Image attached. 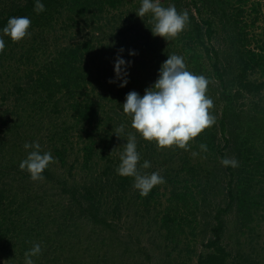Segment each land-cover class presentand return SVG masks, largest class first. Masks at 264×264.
<instances>
[{
	"label": "trees",
	"instance_id": "trees-1",
	"mask_svg": "<svg viewBox=\"0 0 264 264\" xmlns=\"http://www.w3.org/2000/svg\"><path fill=\"white\" fill-rule=\"evenodd\" d=\"M42 2L45 11L37 14L34 0H0V29L12 16L31 19V35L16 43L4 37L7 46L0 51V70L10 61L12 77L8 82L0 75V214L15 207L11 212L16 216L29 202L43 206L49 195L62 210L47 226L41 225V215L37 221L0 220V253L8 257L0 264H24L33 243L43 250L33 258L35 264H106L118 242L124 244L120 255L125 264L130 258L137 260L133 264H145L150 258L139 254L138 236L121 225L125 220L132 229L133 209L132 224L141 219L149 231L159 225L170 233L175 224L196 229L200 217L212 237L206 244L210 252L200 256L198 264H259L255 244L263 234L253 216H262L264 193L258 200L251 182L264 176V148L261 151L255 142L264 143V0H162L165 7L173 3L178 11L189 13L185 29L169 42L153 36L147 16L136 15L141 0ZM204 9L207 19L202 17ZM217 21L235 35L224 52L212 45ZM121 48L124 58L132 61L123 88L119 82L109 83L115 79L114 61ZM129 50L137 55L130 56ZM170 54L182 56L189 71L208 78L206 95L213 100L215 123L190 142L189 150H159L137 134L139 163L151 162V168L140 171H158L165 179L141 196L133 187L134 178L116 172L127 136L120 139L113 129L123 124L125 133L135 132L122 109L126 96L131 91L143 96ZM251 97L248 106L245 101ZM243 132L244 187L243 170L236 174L232 166H220L224 150ZM33 141L50 151L55 162L39 181L20 169L22 159L13 166L4 159L10 148L26 158L30 150L24 145ZM201 143L207 152L200 150ZM192 152L200 154L192 157ZM225 173L236 178L230 180L226 208L215 203L214 193ZM162 187L169 193L161 192ZM167 194L169 205L163 213L160 199ZM234 212L248 237V252L244 245L232 250L226 244L225 216ZM149 241L158 245L155 234Z\"/></svg>",
	"mask_w": 264,
	"mask_h": 264
},
{
	"label": "clouds",
	"instance_id": "clouds-1",
	"mask_svg": "<svg viewBox=\"0 0 264 264\" xmlns=\"http://www.w3.org/2000/svg\"><path fill=\"white\" fill-rule=\"evenodd\" d=\"M37 14L45 11L42 0H34ZM138 17L149 18L153 36L162 37L169 42L177 37L189 21L187 10L178 11L175 4L163 6L160 0H141V5L135 12ZM31 19L28 16H12L6 26L0 29V51L5 48L4 37L12 42H20L30 32ZM124 49H120L114 61L115 79L109 83L119 82V87H126L129 83V68L132 61L123 56ZM129 55L135 57V50H129ZM209 80L204 75H196L187 69L184 58L177 54H170L159 70L158 79L153 86L147 88L143 96L136 91L127 94L122 105L123 112L131 117V127L135 132L125 133V126L114 128V134L121 139L127 136V143L122 146L120 163L116 168L118 175L134 178L133 187L141 196H147L155 186L165 182L158 172H141L140 169L151 168V162L144 160L140 164L141 155L137 150V134L148 142H154L157 149L179 148L189 150L190 142L198 137L205 129L215 123V116L211 114L213 100L206 95ZM28 151L25 159L20 162V169L27 171L33 181L43 180L44 171L54 162L50 151H42L38 141L25 143ZM199 148L207 152L206 144ZM115 151V150H114ZM199 152H192L198 156ZM223 166H237L233 158H222ZM40 243L33 246L24 254V264H35L34 257L42 255Z\"/></svg>",
	"mask_w": 264,
	"mask_h": 264
},
{
	"label": "rangeland",
	"instance_id": "rangeland-1",
	"mask_svg": "<svg viewBox=\"0 0 264 264\" xmlns=\"http://www.w3.org/2000/svg\"><path fill=\"white\" fill-rule=\"evenodd\" d=\"M160 2H162V0H160ZM202 17L204 19H207L209 17L205 9L202 11ZM216 28H217V33H216V36L212 40V45L219 51L224 52L226 48L229 49L231 47L230 44L233 42L232 38H234L235 35L231 28L230 29L226 28L228 30L224 29L223 26L220 25L218 21L216 22ZM257 33L258 34L262 33V29H258ZM6 46L7 44H5V47ZM254 46L252 48H254ZM52 49H53V46L50 48V51ZM10 63H11L10 61H8L7 63H4L5 67L0 70V75L2 74L3 79H5L8 82L12 81V77L10 76L11 73L8 72L9 70L8 67H10L9 66ZM208 70L209 72L212 71L210 66H208ZM252 100H253V97L247 98L245 103H247V105L249 106V102H251ZM245 137H246L245 132L240 133L236 137V143L235 142L233 143L231 141L229 148L224 150L226 157L233 158L237 161V166L233 167L234 172L236 171V174H239L238 171L241 170V173H242V170H243V187L245 186L244 175H246V173H244L246 168H243V159H244V155L246 151L244 149V146H241V143H242V139L243 140L246 139ZM222 142L224 144V140L223 141L221 140V143ZM255 142H257L258 146L261 145L260 150L263 151L264 143L261 144L260 141H255ZM9 147L7 148L9 149ZM176 149L178 148L173 147L171 149V152L176 151ZM6 152L7 153H5L4 159H5V162L9 164L10 166H13L15 163H19L21 159L23 160V158H25V155L24 154L22 155L19 152V150L14 151L13 149L10 148ZM190 156H192V154ZM218 160H220L219 155H218ZM54 163L55 162L51 163L49 167H52ZM179 164L180 162L177 160L176 162H174L173 167L177 169L179 167ZM220 166H223L221 162H220ZM54 176L58 178L59 176H61V174L54 173ZM221 178H223L224 182L221 181L216 186V190L214 193L218 195V200H216L217 202L215 203H221V205H223V207L226 208V206L229 204V200L227 197L229 183L231 179L236 180V178H233L232 176L230 177V173L228 174L225 173V175L222 176ZM263 181H264V176L257 175L256 178L253 179V181L251 182L252 190L254 191V194L256 195L255 197L258 200H260V194L262 192L264 193V182ZM235 186H236V183L233 184V187ZM8 188H11V187H8ZM160 191L163 193L164 192L169 193V190H165L163 187L160 188ZM38 194H42V193H38ZM168 197H169L168 194L166 196L162 195L160 199L163 203V206H162L163 213L166 210L165 207L169 205V202L167 201ZM20 198L23 199L22 196H20ZM47 200L48 202L44 204L43 206L41 205L38 206L33 202H29L27 208L25 207L26 210L16 216L12 214L11 212L12 210L16 208L15 207L9 208V210L7 209L6 213L2 211L3 214L2 215L0 214V220H3L4 217H7L8 219L7 223H9L12 220L13 221L14 220L26 221V218L32 219L33 221H37V216L41 215L42 217L41 225L47 226L49 225L48 224L49 221H52L51 218L53 217V215L57 213L58 211L62 210L61 204H54L53 201L55 200L53 199L52 196L49 195ZM135 212H136V209L130 210L129 212L132 217L129 221L132 229H130V226L126 224L125 220H124L125 224L121 223V225L123 226V231L125 232L130 231L135 236H138L139 245L136 247L139 249V254L147 255L150 258V259L147 258V260H145L146 256L138 255L139 256L138 258L145 260V264H164V263L165 264H198V258L210 252L208 248L206 247V244L208 243V241L211 239L212 236L209 233L207 226L203 224V220L200 217L198 218L199 225L197 226L196 229H191L186 224L181 227L175 224L174 227L172 228V231L170 233H167L165 230H162L159 227V225L155 227L154 229L152 227L151 231H149L146 225H142L141 219L140 220L138 219L137 222L132 224L136 220ZM259 213L262 215L261 216L262 218L259 217V215L256 216V214H254L253 218L257 221L254 223L259 224L258 227H260V231L262 232L263 235H262V238L259 239V243L255 244L256 249H258V251L255 254L257 258L259 259V264H264V232H263L264 231V209L263 210L261 209ZM238 217L239 215L235 212L225 216V221L229 228L228 234L226 237V244L232 250L236 249L237 246L243 247L244 245V250L248 252L250 249L248 242H246L248 237L244 234L243 229L240 230L241 225L238 222ZM125 218L126 217H124V219ZM151 234H155L157 236V241H158L157 246L153 245L149 241V236ZM118 243L119 244H117V246H115L113 250V252L115 251L114 252L115 254L111 253L114 256H111L110 254L106 264H125L123 262L122 255H120L122 254V251L125 249L124 244L121 242H118ZM159 247H161V250H158ZM169 251L172 252V255L168 257L166 255V252H169ZM6 256H7L6 254L0 253V261L2 262L6 261L8 259V257ZM96 258L97 256H95V259L93 261H96L97 260ZM134 261H137V260H135V258H130L129 260H126V264L128 263L133 264Z\"/></svg>",
	"mask_w": 264,
	"mask_h": 264
}]
</instances>
